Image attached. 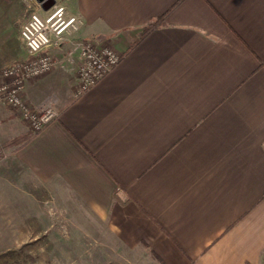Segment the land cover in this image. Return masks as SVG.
Wrapping results in <instances>:
<instances>
[{
	"label": "crops",
	"instance_id": "0c3cea01",
	"mask_svg": "<svg viewBox=\"0 0 264 264\" xmlns=\"http://www.w3.org/2000/svg\"><path fill=\"white\" fill-rule=\"evenodd\" d=\"M56 4L84 23L24 97L60 116L33 132L0 101V204H54L152 264H264V0H0V33L19 35L0 69ZM80 40L122 59L76 96Z\"/></svg>",
	"mask_w": 264,
	"mask_h": 264
},
{
	"label": "built area",
	"instance_id": "2783aa9c",
	"mask_svg": "<svg viewBox=\"0 0 264 264\" xmlns=\"http://www.w3.org/2000/svg\"><path fill=\"white\" fill-rule=\"evenodd\" d=\"M83 23L81 17L68 13L64 4H56L47 16L31 14L21 30L27 57L0 69V101L16 111L33 132H40L58 119L60 112L54 97L38 107L32 106L24 97L26 85L54 68L55 61L44 51L45 47L60 44L67 35L78 32ZM70 53L79 54L82 60L78 68L76 96L96 85L122 59V53L113 45L97 44L92 40L77 41ZM8 157L9 151L0 140V162Z\"/></svg>",
	"mask_w": 264,
	"mask_h": 264
},
{
	"label": "rangeland",
	"instance_id": "374dc122",
	"mask_svg": "<svg viewBox=\"0 0 264 264\" xmlns=\"http://www.w3.org/2000/svg\"><path fill=\"white\" fill-rule=\"evenodd\" d=\"M18 36L0 33L3 53H15ZM53 205L0 204V264H152L139 255H122L115 243L93 239L99 234L92 227L74 224L66 210Z\"/></svg>",
	"mask_w": 264,
	"mask_h": 264
},
{
	"label": "trees",
	"instance_id": "16d2710c",
	"mask_svg": "<svg viewBox=\"0 0 264 264\" xmlns=\"http://www.w3.org/2000/svg\"><path fill=\"white\" fill-rule=\"evenodd\" d=\"M182 1V0H181ZM168 14V12L164 15H161V16H158V17H155L153 18L148 24H146L140 34V37L138 39L141 40L143 37H145L148 33H150L152 30L158 28V27H161L163 25H165V20H166V15ZM137 41V42H138ZM136 42V43H137ZM19 139H15L13 142L16 143L18 142Z\"/></svg>",
	"mask_w": 264,
	"mask_h": 264
}]
</instances>
